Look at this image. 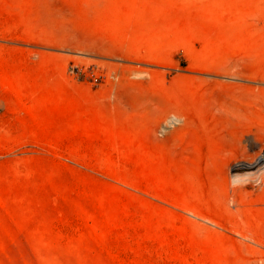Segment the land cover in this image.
Listing matches in <instances>:
<instances>
[{"label": "rangeland", "instance_id": "1", "mask_svg": "<svg viewBox=\"0 0 264 264\" xmlns=\"http://www.w3.org/2000/svg\"><path fill=\"white\" fill-rule=\"evenodd\" d=\"M264 0H0V264H264Z\"/></svg>", "mask_w": 264, "mask_h": 264}, {"label": "bare ground", "instance_id": "2", "mask_svg": "<svg viewBox=\"0 0 264 264\" xmlns=\"http://www.w3.org/2000/svg\"><path fill=\"white\" fill-rule=\"evenodd\" d=\"M261 163L264 164V158H263V157L260 158L259 161H258L256 164H254V165H250V168H249V169L253 168V167L256 166V165H260Z\"/></svg>", "mask_w": 264, "mask_h": 264}]
</instances>
